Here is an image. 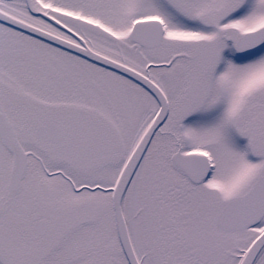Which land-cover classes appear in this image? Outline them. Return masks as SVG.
<instances>
[{"label": "snow or ice", "instance_id": "6c2138e0", "mask_svg": "<svg viewBox=\"0 0 264 264\" xmlns=\"http://www.w3.org/2000/svg\"><path fill=\"white\" fill-rule=\"evenodd\" d=\"M0 264H264V0H0Z\"/></svg>", "mask_w": 264, "mask_h": 264}]
</instances>
